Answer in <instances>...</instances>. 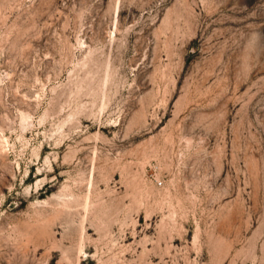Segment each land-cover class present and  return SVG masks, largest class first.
Here are the masks:
<instances>
[{
    "label": "rangeland",
    "instance_id": "1",
    "mask_svg": "<svg viewBox=\"0 0 264 264\" xmlns=\"http://www.w3.org/2000/svg\"><path fill=\"white\" fill-rule=\"evenodd\" d=\"M0 264H264V0H0Z\"/></svg>",
    "mask_w": 264,
    "mask_h": 264
}]
</instances>
